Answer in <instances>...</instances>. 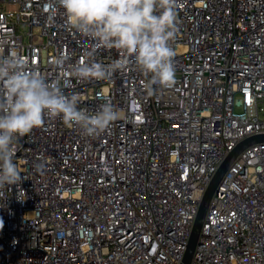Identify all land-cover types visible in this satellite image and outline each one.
Returning <instances> with one entry per match:
<instances>
[{
	"label": "built area",
	"instance_id": "obj_1",
	"mask_svg": "<svg viewBox=\"0 0 264 264\" xmlns=\"http://www.w3.org/2000/svg\"><path fill=\"white\" fill-rule=\"evenodd\" d=\"M171 88H145L129 68L72 78L63 91L94 114L122 115L86 136L45 119L18 137L21 180L0 188V264H180L201 199L244 138L264 133V0H177ZM27 29L24 30V27ZM66 25L55 0H0V52L14 50L50 82L63 53L111 64ZM190 264H264V142L245 148L210 201Z\"/></svg>",
	"mask_w": 264,
	"mask_h": 264
},
{
	"label": "clouds",
	"instance_id": "obj_2",
	"mask_svg": "<svg viewBox=\"0 0 264 264\" xmlns=\"http://www.w3.org/2000/svg\"><path fill=\"white\" fill-rule=\"evenodd\" d=\"M55 4L69 28L94 42L89 57L106 48L116 49L120 59L107 65L79 60L65 71L69 57L61 53L53 61L59 78L50 82L18 52H0V188L21 180L14 162L15 141L46 118H60L86 136L104 133L120 118L107 101L94 114L79 108L80 98L63 91L72 78L110 80L117 72L135 68L149 77L145 84L149 92L154 87L171 88L175 82L170 41L176 33L177 0H55Z\"/></svg>",
	"mask_w": 264,
	"mask_h": 264
},
{
	"label": "water",
	"instance_id": "obj_3",
	"mask_svg": "<svg viewBox=\"0 0 264 264\" xmlns=\"http://www.w3.org/2000/svg\"><path fill=\"white\" fill-rule=\"evenodd\" d=\"M257 142H264V133L250 135L243 140H241L224 158L222 163L217 168L216 172L214 173L202 199L199 204L198 212L196 214L192 231L188 240V244L182 258L180 264H190L196 245L199 240V236L201 233L202 225L205 219V215L210 204V201L218 187L220 180L222 179L225 172L228 170L232 162L235 158L248 146L257 143Z\"/></svg>",
	"mask_w": 264,
	"mask_h": 264
},
{
	"label": "rangeland",
	"instance_id": "obj_4",
	"mask_svg": "<svg viewBox=\"0 0 264 264\" xmlns=\"http://www.w3.org/2000/svg\"><path fill=\"white\" fill-rule=\"evenodd\" d=\"M27 29V26L26 27H24V30H26ZM120 115H122V113H120Z\"/></svg>",
	"mask_w": 264,
	"mask_h": 264
}]
</instances>
